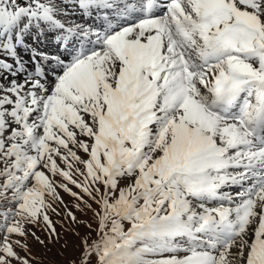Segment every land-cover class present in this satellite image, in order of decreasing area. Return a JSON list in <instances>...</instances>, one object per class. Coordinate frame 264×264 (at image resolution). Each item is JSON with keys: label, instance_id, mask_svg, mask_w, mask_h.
<instances>
[{"label": "snow or ice", "instance_id": "obj_1", "mask_svg": "<svg viewBox=\"0 0 264 264\" xmlns=\"http://www.w3.org/2000/svg\"><path fill=\"white\" fill-rule=\"evenodd\" d=\"M58 189L72 264H264V0H0V264Z\"/></svg>", "mask_w": 264, "mask_h": 264}, {"label": "rangeland", "instance_id": "obj_2", "mask_svg": "<svg viewBox=\"0 0 264 264\" xmlns=\"http://www.w3.org/2000/svg\"><path fill=\"white\" fill-rule=\"evenodd\" d=\"M83 167L82 165L80 166ZM57 180L61 178L56 177ZM74 191H78L74 186ZM60 195L63 197L65 204L72 209V211L77 216V221L74 222L66 218L63 206L54 204V207H58L59 215L49 212L51 219L53 220L57 232L59 233L58 242H53L51 237H48L46 232L43 230L42 224L31 226L29 228L38 236L40 239L45 240V244L41 245L37 243L36 239L29 236L26 241L22 240V243H27L29 245L30 251L27 253L31 264H72L73 261H78L81 251V238L85 237L89 229L83 227L84 223L93 222L91 212H81L73 207L74 204L79 203L73 197L65 193L63 190L58 189ZM85 200L88 199L87 196L84 197ZM91 203V201H89ZM84 205L81 203V208ZM95 208L96 205H93ZM93 227L95 224L93 223ZM95 233L93 232V236ZM17 237H13L16 239ZM19 251V249H17ZM21 255H25L21 252ZM15 264V262H14Z\"/></svg>", "mask_w": 264, "mask_h": 264}, {"label": "bare ground", "instance_id": "obj_3", "mask_svg": "<svg viewBox=\"0 0 264 264\" xmlns=\"http://www.w3.org/2000/svg\"><path fill=\"white\" fill-rule=\"evenodd\" d=\"M70 13L72 16L74 17H79L80 16V13L78 11H76L74 8H71L69 9ZM41 47H46V46H51L49 44L48 41H43L41 44H40ZM21 55L23 56L24 60H25V63H27V53H21Z\"/></svg>", "mask_w": 264, "mask_h": 264}]
</instances>
